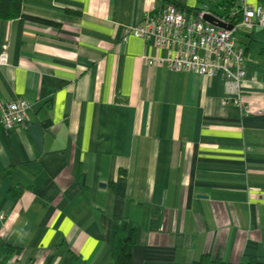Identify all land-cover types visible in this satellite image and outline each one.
<instances>
[{
    "label": "crops",
    "instance_id": "0c3cea01",
    "mask_svg": "<svg viewBox=\"0 0 264 264\" xmlns=\"http://www.w3.org/2000/svg\"><path fill=\"white\" fill-rule=\"evenodd\" d=\"M222 1L22 0L35 19H0V104L29 103L0 128V241L18 264H117V235L127 264L264 262V27L237 33L246 111L219 74L171 71V49L127 33L167 2Z\"/></svg>",
    "mask_w": 264,
    "mask_h": 264
},
{
    "label": "built area",
    "instance_id": "2783aa9c",
    "mask_svg": "<svg viewBox=\"0 0 264 264\" xmlns=\"http://www.w3.org/2000/svg\"><path fill=\"white\" fill-rule=\"evenodd\" d=\"M209 14L225 24H232L231 29L217 26L202 19ZM240 16V17H239ZM238 22H234L236 18ZM264 27V6L261 3L250 5L246 0H238L236 6L225 10L219 7L213 10L207 5L196 12H187L174 3L167 2L160 8L146 12L142 21L130 27L127 33L143 38L156 47L169 48L172 53L159 63H165L171 71L195 72L214 77L220 75L224 82L228 98L243 107L245 70V49L238 43L240 30L251 31L255 27ZM7 57L0 54V64H5ZM148 64L154 60L148 59ZM29 103L17 99L0 104V128L7 130L22 125L28 118ZM19 256L14 251L5 253L0 241V264H18Z\"/></svg>",
    "mask_w": 264,
    "mask_h": 264
},
{
    "label": "trees",
    "instance_id": "16d2710c",
    "mask_svg": "<svg viewBox=\"0 0 264 264\" xmlns=\"http://www.w3.org/2000/svg\"><path fill=\"white\" fill-rule=\"evenodd\" d=\"M237 0L232 1H222L220 6L224 7L225 10H228L230 7L236 6ZM178 6V4H176ZM182 9L188 12H196L199 7H182ZM19 17H27L35 19L25 15L23 13L22 0H0V19L11 20ZM240 17V16H239ZM236 18L234 22H238L240 18ZM133 244L132 236L122 241L120 235H117L115 248L113 251V258L117 264H127L130 256V249ZM3 248L7 251H10L9 247L4 246ZM198 264H264L263 261L255 255L244 254L238 263H229L224 261L219 257H210L208 255H202L199 259Z\"/></svg>",
    "mask_w": 264,
    "mask_h": 264
},
{
    "label": "water",
    "instance_id": "95a60500",
    "mask_svg": "<svg viewBox=\"0 0 264 264\" xmlns=\"http://www.w3.org/2000/svg\"><path fill=\"white\" fill-rule=\"evenodd\" d=\"M202 19L204 21H207L209 23L215 24L217 26L225 27L227 29H231L232 28V24H225V23L219 21L218 19H216L215 17H213V16H211L209 14H204L202 16Z\"/></svg>",
    "mask_w": 264,
    "mask_h": 264
}]
</instances>
